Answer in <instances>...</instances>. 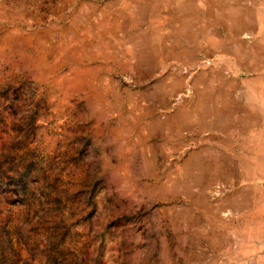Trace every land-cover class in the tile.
Returning a JSON list of instances; mask_svg holds the SVG:
<instances>
[{"label": "rangeland", "instance_id": "rangeland-1", "mask_svg": "<svg viewBox=\"0 0 264 264\" xmlns=\"http://www.w3.org/2000/svg\"><path fill=\"white\" fill-rule=\"evenodd\" d=\"M0 264H264V0H0Z\"/></svg>", "mask_w": 264, "mask_h": 264}]
</instances>
